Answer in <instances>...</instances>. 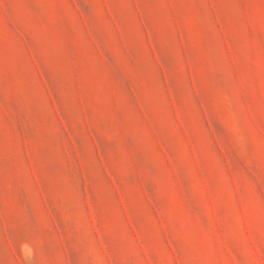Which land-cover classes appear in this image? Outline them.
Wrapping results in <instances>:
<instances>
[{
	"label": "rangeland",
	"instance_id": "1",
	"mask_svg": "<svg viewBox=\"0 0 264 264\" xmlns=\"http://www.w3.org/2000/svg\"><path fill=\"white\" fill-rule=\"evenodd\" d=\"M0 264H264V0H0Z\"/></svg>",
	"mask_w": 264,
	"mask_h": 264
}]
</instances>
